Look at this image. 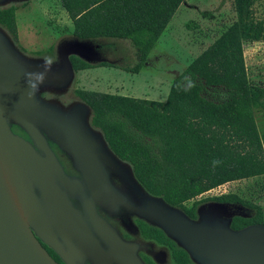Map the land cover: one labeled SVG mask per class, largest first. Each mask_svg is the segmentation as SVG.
Returning a JSON list of instances; mask_svg holds the SVG:
<instances>
[{"label": "trees", "instance_id": "1", "mask_svg": "<svg viewBox=\"0 0 264 264\" xmlns=\"http://www.w3.org/2000/svg\"><path fill=\"white\" fill-rule=\"evenodd\" d=\"M58 1L72 22V28H64L62 35L130 42L137 57L133 67H97L120 68L131 74L146 65L184 2ZM256 1L234 0L236 20L172 82L164 102L73 91L92 110V127L103 134L112 152L130 165L142 187L173 206L230 182L264 176V133H260L254 115L255 110L264 108V88L249 81L243 49L244 43L264 39V22L253 11ZM16 11V5L0 8V27L18 44ZM52 51L53 47L48 53ZM71 61L76 72L93 67L75 57ZM213 161L220 163L214 166ZM207 199L238 202L255 211L250 219L234 218V229L264 225L263 209L257 203L235 193L202 201Z\"/></svg>", "mask_w": 264, "mask_h": 264}, {"label": "water", "instance_id": "2", "mask_svg": "<svg viewBox=\"0 0 264 264\" xmlns=\"http://www.w3.org/2000/svg\"><path fill=\"white\" fill-rule=\"evenodd\" d=\"M29 1L0 0V8ZM110 42L75 35L59 39L45 80L29 99L26 73H44L48 60L26 55L0 27V264H57L36 237L72 264V239H62L67 254L56 239L47 238L53 231L66 232L72 215L79 216L67 196L81 186L65 175L47 139L69 156L93 197L116 198L139 219L162 230L196 264H264V225L232 228L234 218L250 219L254 210L238 202L206 201L192 219L161 197L146 193L138 203L126 200L112 186L111 177L142 185L92 127L90 107L81 101L63 106L42 97L72 92V57L93 67L119 65L106 56ZM10 124L31 142L14 134Z\"/></svg>", "mask_w": 264, "mask_h": 264}, {"label": "rangeland", "instance_id": "3", "mask_svg": "<svg viewBox=\"0 0 264 264\" xmlns=\"http://www.w3.org/2000/svg\"><path fill=\"white\" fill-rule=\"evenodd\" d=\"M16 22L18 44L26 55L53 60L49 49L69 33L72 22L58 0H31L27 5L17 4ZM255 17L264 22V0L253 6ZM234 0H184L166 29L150 52L146 65L137 74L127 73L115 67H91L76 72L72 86L113 95L164 102L172 82L187 66L221 35L234 21ZM23 48V49H22ZM110 54L121 58L120 64L133 67L137 57L128 41H111ZM244 60L249 81L264 88V39L244 43ZM206 97L211 98L207 93ZM260 133H264V108L254 111ZM235 193L261 205L264 213V176L230 182L215 191L202 195L201 199Z\"/></svg>", "mask_w": 264, "mask_h": 264}, {"label": "flooded vegetation", "instance_id": "4", "mask_svg": "<svg viewBox=\"0 0 264 264\" xmlns=\"http://www.w3.org/2000/svg\"><path fill=\"white\" fill-rule=\"evenodd\" d=\"M108 54L106 55L108 58L118 61L119 65L123 66L120 64L121 58L110 52ZM42 97L46 100L58 101L63 106L80 101L74 94L72 97V92L64 96L43 94ZM10 127L14 134L30 141L27 134L18 126L10 124ZM47 143L65 175L81 186V190L76 191L73 188L72 196H67L72 209L77 211L79 216L72 215V224L65 227L66 232L53 231L54 236L47 238L56 239L67 254L69 252L63 245L62 239H72V254L70 253L72 264H196L187 252L174 240L168 238L162 230L139 219L132 211L121 206L116 198L93 197L69 156L49 139ZM110 180L119 195L131 202L138 203L142 194L146 193L161 197L149 193L143 187L142 190L132 183L124 182L120 178L111 177ZM202 195L175 207L195 219L196 209L201 203L216 201L214 199L202 201ZM196 203L198 204L195 205ZM93 216L97 219L94 220ZM36 238L57 264H66L52 247L41 238Z\"/></svg>", "mask_w": 264, "mask_h": 264}, {"label": "clouds", "instance_id": "5", "mask_svg": "<svg viewBox=\"0 0 264 264\" xmlns=\"http://www.w3.org/2000/svg\"><path fill=\"white\" fill-rule=\"evenodd\" d=\"M52 64L51 60L45 62V72L44 73H26L27 77V85L30 91L28 92V97L31 99L36 91H38L39 84L43 83L45 80V73L49 70V66ZM190 87H194V85L190 84ZM219 161H213V165L219 164Z\"/></svg>", "mask_w": 264, "mask_h": 264}, {"label": "built area", "instance_id": "6", "mask_svg": "<svg viewBox=\"0 0 264 264\" xmlns=\"http://www.w3.org/2000/svg\"><path fill=\"white\" fill-rule=\"evenodd\" d=\"M215 190H216V189H213V190L209 191V193L212 192V191H215ZM207 193H208V192H207Z\"/></svg>", "mask_w": 264, "mask_h": 264}]
</instances>
